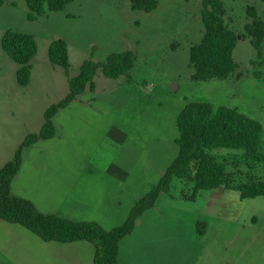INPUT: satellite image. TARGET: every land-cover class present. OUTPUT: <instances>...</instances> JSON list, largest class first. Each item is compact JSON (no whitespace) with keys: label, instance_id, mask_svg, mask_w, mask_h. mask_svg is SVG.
I'll list each match as a JSON object with an SVG mask.
<instances>
[{"label":"rangeland","instance_id":"rangeland-1","mask_svg":"<svg viewBox=\"0 0 264 264\" xmlns=\"http://www.w3.org/2000/svg\"><path fill=\"white\" fill-rule=\"evenodd\" d=\"M1 1L0 166L13 158L26 136L40 132L45 111L69 92L64 69L52 65L48 57L55 40L68 45L70 77L79 74L85 60L102 63L113 53L131 51L136 61L129 78L109 79L98 71L93 108L74 104L56 115L55 124L65 126L66 142L38 144L37 149L44 151L41 160L46 169L38 170L39 178L43 172L47 178L61 172L70 176L76 170L71 161L96 158L97 150L102 149L97 147L100 131L111 128L112 123L114 129L129 131V140L145 144L146 158L153 166L139 171L149 192L178 154L177 117L193 102L237 109L259 121L263 126L259 152L264 155V67L252 64L258 60L257 51L245 37V27L252 22L249 7L264 22L262 0H219L226 24L239 35L233 53L238 70L228 80L208 82L193 81L194 69L189 65L190 50L205 33L202 0H159L152 13L133 10L130 0H78L35 21L28 20L26 0ZM8 30L32 34L38 44L26 87L17 82L19 65L1 47ZM90 95L87 92L82 98ZM33 151L36 149L27 154L28 161ZM213 154L226 165L236 184L264 181V164L245 159L243 150L220 149ZM59 161L66 165L58 167ZM47 169L49 173H45ZM39 178L16 180L13 193L22 197L40 194L42 190L35 186L41 184ZM193 193L192 182L174 179L170 191L160 195L156 208L143 215L137 230L123 242L121 264H150L154 258L145 246L148 241L162 246L163 251L170 249V242L176 246L171 264H264V197L242 199L239 192L221 188L200 191L192 200ZM200 222L205 223L203 236L198 234Z\"/></svg>","mask_w":264,"mask_h":264},{"label":"trees","instance_id":"trees-1","mask_svg":"<svg viewBox=\"0 0 264 264\" xmlns=\"http://www.w3.org/2000/svg\"><path fill=\"white\" fill-rule=\"evenodd\" d=\"M78 0H26L29 21H35L47 12L64 10ZM191 1V0H185ZM264 2V0H262ZM2 1L0 0V4ZM135 11L152 13L159 7V0H130ZM252 22L245 27V37L257 51L254 66L264 67V22L253 7L248 8ZM225 9L219 0H202V22L205 33L200 43L190 50L189 65L194 69L192 80L208 82L225 81L237 70L233 53L239 35L229 28L224 19ZM1 47L8 58L19 65L17 82L26 87L31 81L32 60L38 53V44L32 34L8 30L2 37ZM52 65L64 69L68 77L69 92L64 99L50 106L44 114V124L39 133L26 136L13 158L0 169V220L24 227L45 242L75 243L85 241L95 247L94 264H118L120 242L135 229L137 221L152 209L162 193L169 192L174 179L187 180L194 184V200L200 191L226 188L239 192L242 199L264 197V181L253 179L246 184H236L225 164L220 163L213 152L220 149L243 150L249 161L264 164V155L259 152L263 126L259 121L237 109H215L207 102L188 104L177 117L179 137L175 144L178 154L159 182L132 208L127 220L112 230H105L94 222H78L37 210L27 199L12 194V182L23 163V153L41 140H50L56 135L54 118L83 95L86 90L94 92L95 76L101 70L109 79L129 78L136 56L131 51L113 53L105 62L85 60L75 77L69 76L70 60L68 45L64 40L53 41L48 49ZM240 79L241 74L237 75ZM257 78L261 74L256 73ZM198 234H205V223H198ZM203 228V229H201Z\"/></svg>","mask_w":264,"mask_h":264},{"label":"crops","instance_id":"crops-1","mask_svg":"<svg viewBox=\"0 0 264 264\" xmlns=\"http://www.w3.org/2000/svg\"><path fill=\"white\" fill-rule=\"evenodd\" d=\"M87 92H90L91 95L83 99L82 96ZM95 92L96 88L94 92L86 90L67 108H71L74 104H79L83 108L87 106L93 108ZM100 115L102 118L105 117L107 123L106 115L104 113ZM110 126L111 128L100 131L101 136L105 139L100 144L102 137L98 138L97 147L102 149L97 150L96 158H91L88 161H71L76 170L70 176H64L61 172L57 176L49 175L47 178V174L43 172L42 177L39 178L38 170L46 171V169L41 160V154L44 151L37 149L39 148L38 144L42 141L52 140L58 142L56 145L66 142L65 126L55 124L56 135L54 138L41 140L24 151L21 169L12 182V194L30 200L39 212L46 215L78 222H94L105 230H112L122 225L135 204L148 193L144 188V176L140 174L139 170L144 169L145 166L146 168L152 167L153 162L146 158L145 152L147 154V151L143 141L129 140V131L114 129L112 123ZM109 136L112 138L114 136L116 139L113 138V140ZM104 142H108V144H103ZM34 149L36 151H33V155L29 157L28 161L27 154H31ZM56 164L58 167H64L66 161H59ZM2 167L0 166V169ZM45 173H49L48 169ZM23 176L29 181L42 179L40 185L35 184L42 192L28 195L26 189L27 196L25 197L14 194L15 182ZM52 180L56 181L52 182ZM47 181L48 184H46ZM20 184L19 189H24L23 182ZM155 208L156 205L150 210ZM141 218L137 221L134 231L141 224ZM133 232L120 242L118 264L124 260L122 244L132 236ZM148 242H144L145 246L151 250L149 253L154 258L150 264H171L173 257L176 256V246L167 241L168 249H170L163 251L160 249L162 246H154L155 242ZM94 258L95 247L88 242L68 244L45 242L20 225L0 220V264H94Z\"/></svg>","mask_w":264,"mask_h":264}]
</instances>
